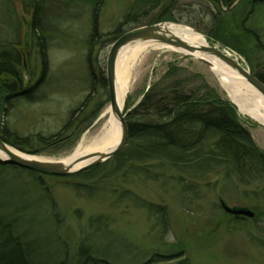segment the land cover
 <instances>
[{
  "label": "rangeland",
  "instance_id": "374dc122",
  "mask_svg": "<svg viewBox=\"0 0 264 264\" xmlns=\"http://www.w3.org/2000/svg\"><path fill=\"white\" fill-rule=\"evenodd\" d=\"M23 1L0 0V40L1 31L7 33V40L10 41L19 36L23 52L19 69L25 72L31 84L43 76V85L39 99L17 102L2 122L7 123L11 132L20 137H30L29 142H32L36 135L46 137L58 132L71 113L89 97L84 109V117L93 119L89 128L76 141L71 138L56 150L35 154L60 159L71 155L81 142L96 135L100 115L109 105L107 86L103 90L96 87L90 92L86 74L89 8L83 6L81 0H70L72 4L64 0L43 1L42 26L48 37L47 66L43 72L36 45L32 42V30L28 28L31 14L23 12ZM134 2L107 0L99 11L97 37L93 40L97 45L92 57H96L104 71L109 50L116 41L110 44L107 40L110 36L106 35L114 32L123 22L124 15ZM6 4L14 10L9 17L5 12ZM194 15H184V21ZM10 17L14 22L18 19V31L15 23L11 26ZM253 20L264 40V7L256 12ZM177 25L186 26L183 23ZM122 28L124 34L131 30L129 27ZM217 47L247 66L237 54L219 45ZM169 63H178L190 72L203 74L216 83L227 97L218 78L205 63L182 52L160 47L142 55L137 63L125 109L127 105L132 106L139 101L144 90L165 71ZM240 116L253 123L249 131L264 151V127ZM35 173L14 165L0 168V212L7 216L4 221L10 219V227L15 234L34 245L39 260H66L73 264L79 250L86 248L92 254L103 253L109 257L122 252L124 264H138L146 261L155 251L163 253L170 248L182 247L189 264H264V185L256 190L244 189L226 185L220 182L218 176L211 177L208 186L193 199L187 195L180 198L178 192L170 188L136 181L128 188L141 201L166 207L169 228L163 235L157 216L139 206L125 201L116 203L115 198L102 190H96L93 196L76 193L69 187V182L59 177ZM79 182L85 184L83 180ZM220 200L230 207H249L259 212V217L237 220L220 209Z\"/></svg>",
  "mask_w": 264,
  "mask_h": 264
},
{
  "label": "trees",
  "instance_id": "16d2710c",
  "mask_svg": "<svg viewBox=\"0 0 264 264\" xmlns=\"http://www.w3.org/2000/svg\"><path fill=\"white\" fill-rule=\"evenodd\" d=\"M43 1L24 0L23 12L31 14L28 28L32 30V42L36 45L44 72L48 37L42 26ZM64 1L72 4L70 0ZM106 1L80 2L89 8L90 13V33L85 44L90 92L96 87L101 90L106 87L103 66L96 57H92L97 45L93 40L97 37L98 14ZM5 7L8 17L14 13L9 5ZM263 7L264 0H135L124 15L123 22L106 37L110 36L107 40L111 44L124 34L122 27L132 30L166 22L183 23L203 35L211 45H219L243 58L251 72L264 83V40L253 24L254 15ZM184 15L194 17L184 21ZM10 21L11 26L15 23L18 31V19L14 22L10 17ZM1 34L2 141L18 151L34 155L56 150L71 138L76 141L93 122L91 117H84L89 97L71 113L58 132L46 137L36 135L32 142H29L30 137L14 134L7 123L2 122V118L9 116L17 102L39 99L43 76L36 83H29L25 72L19 69L23 60L19 36L15 41H10L6 32L1 31ZM124 115L128 140L119 153L79 174L59 177L69 182V187L76 193L93 196L102 190L115 198L116 203L125 201L139 206L157 216L162 234L166 235L169 228L166 207L141 201L128 188L136 181L170 188L178 192L180 198L187 195L193 199L208 186L211 177L218 176L220 182L244 189L256 190L264 185V151L255 143L249 131L253 123L243 119L218 85L203 74L190 72L178 63H169L165 71L144 90L139 101L135 105H127ZM7 167L9 164L0 161L1 169ZM96 186L100 188L95 189ZM255 213L257 219L259 212ZM6 218V214L0 212V264H70L66 260H39L34 245L15 234L10 227V219H7L9 223L4 221ZM75 261L73 264H124L125 259L122 252L109 257L81 248ZM189 263L184 249L174 247L163 253L155 251L146 261L138 264Z\"/></svg>",
  "mask_w": 264,
  "mask_h": 264
},
{
  "label": "bare ground",
  "instance_id": "6f19581e",
  "mask_svg": "<svg viewBox=\"0 0 264 264\" xmlns=\"http://www.w3.org/2000/svg\"><path fill=\"white\" fill-rule=\"evenodd\" d=\"M161 31L164 34L177 37L188 44L199 47H206L210 44L203 35L188 26L168 23L163 24ZM160 47L153 42H136L120 50L115 64V93L118 110L121 115L124 114L126 99L134 80V71L137 63L142 55ZM228 55L234 58L230 54ZM194 56L210 63L212 72L218 78L220 86L227 97L237 107L238 113L245 117H250V119L264 127V96L217 58L201 53H196ZM99 119L100 127L96 135L86 142H81L74 152L67 157L54 159L38 155L24 154V156L40 161L70 162L85 155L112 152L118 145L121 135L120 115L113 112L108 105L101 113ZM0 158H6L2 151H0Z\"/></svg>",
  "mask_w": 264,
  "mask_h": 264
},
{
  "label": "water",
  "instance_id": "95a60500",
  "mask_svg": "<svg viewBox=\"0 0 264 264\" xmlns=\"http://www.w3.org/2000/svg\"><path fill=\"white\" fill-rule=\"evenodd\" d=\"M162 26L163 24L160 23L150 26L134 28L120 36L111 45V48L109 50L105 68L107 95L109 100V106L111 107L113 112L118 113L120 115L121 121L120 139L118 145L112 152L85 155L76 158L70 162L40 161L25 157L24 154L20 151H17L11 148L9 145L5 144L0 137V151H2L6 155V158H0V161L9 165L18 166L25 170L39 173L41 175L51 177H66L70 175L79 174L85 170L105 163L109 159L113 158L117 153H119L126 146L128 140V128L125 121V115H121L118 110L117 97L115 93V64L120 50L123 47L136 42H153L161 47L170 48L192 56L194 58V54L196 53L215 57L220 60L225 66H227L228 68L236 72L238 75H240L242 78H244L247 83H249L252 87L258 90L264 96V83L254 73L251 72L248 66L244 65L237 59L230 57L224 50H221L215 45L208 44V46L206 47H199L196 45L188 44L187 42L177 37L164 34L161 31ZM199 60L211 68L210 63L203 59ZM23 66L25 69V60L23 61ZM219 206L225 214L234 218H244L249 220H254L256 218L255 211H253L249 207H230L223 200L219 201Z\"/></svg>",
  "mask_w": 264,
  "mask_h": 264
}]
</instances>
